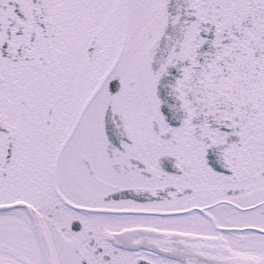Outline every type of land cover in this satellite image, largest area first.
Masks as SVG:
<instances>
[{"label": "snow or ice", "instance_id": "snow-or-ice-1", "mask_svg": "<svg viewBox=\"0 0 264 264\" xmlns=\"http://www.w3.org/2000/svg\"><path fill=\"white\" fill-rule=\"evenodd\" d=\"M0 264H264V0H0Z\"/></svg>", "mask_w": 264, "mask_h": 264}]
</instances>
